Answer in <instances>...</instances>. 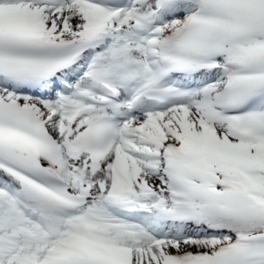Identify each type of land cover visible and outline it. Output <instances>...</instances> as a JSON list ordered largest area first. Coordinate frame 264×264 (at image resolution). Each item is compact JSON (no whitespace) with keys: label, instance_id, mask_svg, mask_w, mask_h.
I'll return each mask as SVG.
<instances>
[{"label":"bare ground","instance_id":"1","mask_svg":"<svg viewBox=\"0 0 264 264\" xmlns=\"http://www.w3.org/2000/svg\"><path fill=\"white\" fill-rule=\"evenodd\" d=\"M72 9L77 11L76 5L70 6V12L63 11L62 14L64 15V19H67L68 21V27L63 28V25H58L57 31L62 32L64 36L66 37H76L78 35V29L81 28V22H80V16H78V11L75 13H71ZM77 15V16H76ZM78 17V18H77ZM63 19V20H64ZM48 22H52L51 18L46 19ZM55 20V19H54ZM56 21V20H55ZM56 31V32H57ZM55 32V33H56ZM45 117L49 118V125L52 126V130L55 131L54 122L60 118V116L57 114L55 110L50 111L49 113H44ZM60 121H64L62 118H60ZM228 142L231 140L229 138H226ZM158 152L156 148L154 149V152L157 155H160L163 147L165 146V139L158 140ZM252 148L256 152H261V149L259 146H246V148ZM250 154V153H249ZM76 156V155H74ZM70 164L74 173V177L82 180L83 183L91 187L92 195L94 193V188L96 187V183L98 181H105L106 180V171L103 169H99L96 173H88L86 166L83 164V162H80L79 160H76L74 157L70 158ZM107 183V182H106ZM98 184V183H97ZM99 185V184H98ZM98 201V195L95 196ZM92 196L91 201L95 198ZM171 231V229H170ZM197 232V230H194ZM199 235L196 237H193L189 239L188 241H181L178 242L175 239H171L165 246L164 244H159L157 246H150V251L155 253L154 257H151L150 255L147 256V248L146 250L143 249L141 254H138V251L136 248H132L133 250H130V254L132 257V261L134 264H161L163 260L171 253H177L180 256H185L187 253H200L203 252L205 249H213L218 246H221L226 239H215V238H207V237H201L199 238ZM144 245L146 243V239L144 240ZM180 243V244H178ZM171 255V254H170ZM141 256V257H139Z\"/></svg>","mask_w":264,"mask_h":264}]
</instances>
